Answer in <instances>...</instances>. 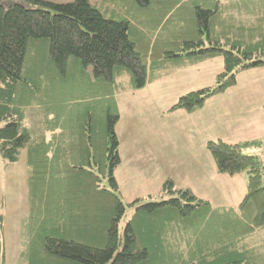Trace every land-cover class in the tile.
<instances>
[{
  "label": "trees",
  "instance_id": "16d2710c",
  "mask_svg": "<svg viewBox=\"0 0 264 264\" xmlns=\"http://www.w3.org/2000/svg\"><path fill=\"white\" fill-rule=\"evenodd\" d=\"M215 55V82L169 111L199 109L239 71L264 66V0H0V155L13 163L25 148L32 170L27 264H264V163L245 152L259 141L206 142L218 173L247 175L236 206L168 179V198L133 200L120 227L116 74L141 89ZM30 106L43 111L48 136L32 138Z\"/></svg>",
  "mask_w": 264,
  "mask_h": 264
},
{
  "label": "rangeland",
  "instance_id": "374dc122",
  "mask_svg": "<svg viewBox=\"0 0 264 264\" xmlns=\"http://www.w3.org/2000/svg\"><path fill=\"white\" fill-rule=\"evenodd\" d=\"M51 1L59 3L72 0ZM97 7L105 17L111 16L105 5L98 4ZM260 67L264 69L263 65ZM216 75H212V67L209 66L194 73H174L147 82L145 87L134 90L127 71L116 74L118 91L114 93V97L119 120L115 131L119 141L120 164L115 169V178L119 196L126 206L120 227L133 214L134 207L129 205L133 200L141 199V202H146L168 198L162 192V185L166 180L172 178L177 184L188 179L189 175L181 170L182 167L190 168L192 164L201 162L205 155L212 159L206 149L207 141L198 137L199 123L196 125L194 120L189 121L183 110L168 109L181 95L213 84ZM239 79L240 83L245 82L243 75H239ZM256 84L260 82L257 81ZM23 119L32 138L48 136L41 108H25ZM251 150L264 163V142H259ZM26 159L25 148L18 161L13 163L7 162L0 155L2 264H27L21 256L28 229V177L32 173ZM242 174L247 178L245 173ZM177 186L174 185L175 189ZM221 189L223 187L212 188V195L208 196L212 198Z\"/></svg>",
  "mask_w": 264,
  "mask_h": 264
},
{
  "label": "crops",
  "instance_id": "0c3cea01",
  "mask_svg": "<svg viewBox=\"0 0 264 264\" xmlns=\"http://www.w3.org/2000/svg\"><path fill=\"white\" fill-rule=\"evenodd\" d=\"M209 66L212 67V75H216L222 69V57L215 55L198 62L182 64L168 73H163L157 79L174 73H194ZM239 75L244 76L245 82L240 83ZM257 81L260 84H256ZM184 114L189 121L194 120L196 125L199 123L198 137L202 140L222 139L230 143L264 142L263 67L257 66L239 71L234 85L210 97L201 108L185 111ZM254 146L246 147V152L256 155L251 150ZM181 170L188 173L189 178L177 184L170 178L173 185H178L177 189L190 188L195 195L207 199L214 206H236L246 191L245 175L240 173L229 176L218 173L213 160L208 155H205L201 162L192 164L190 168L184 166ZM216 186L223 189L212 198L209 197L208 195H212V188Z\"/></svg>",
  "mask_w": 264,
  "mask_h": 264
}]
</instances>
